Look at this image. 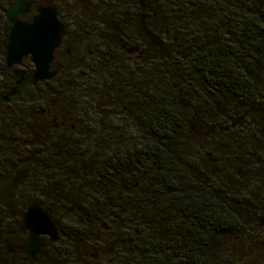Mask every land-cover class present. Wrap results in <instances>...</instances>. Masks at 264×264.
Listing matches in <instances>:
<instances>
[{"label": "trees", "instance_id": "1", "mask_svg": "<svg viewBox=\"0 0 264 264\" xmlns=\"http://www.w3.org/2000/svg\"><path fill=\"white\" fill-rule=\"evenodd\" d=\"M87 1L91 29L108 51L100 59L109 78L138 86L146 118L132 124L138 139L132 146H122V138L134 134H115L113 161L112 139L103 138L106 147L97 154L106 151V159L92 160L98 182L83 187L69 205L95 212L101 208L99 197L113 193L115 215L107 220L105 235L116 251L106 264H236L240 256L231 245L255 233L256 216L264 208V194L254 189H264V0H180L176 53L159 65L147 64L145 72L113 57L133 35L140 0ZM220 5L228 12L246 6L243 20L257 25L248 36L258 41L225 42L222 28H208V21L214 24L219 16L207 17V9ZM219 108L243 120L222 131L214 127L222 120L207 118ZM124 125L119 132L125 133ZM211 165L218 170L216 185L206 187L190 176L209 177ZM220 173H226L224 181ZM242 184L243 196L234 190ZM76 218L79 227L99 230L98 220Z\"/></svg>", "mask_w": 264, "mask_h": 264}, {"label": "flooded vegetation", "instance_id": "2", "mask_svg": "<svg viewBox=\"0 0 264 264\" xmlns=\"http://www.w3.org/2000/svg\"><path fill=\"white\" fill-rule=\"evenodd\" d=\"M25 1L33 4L28 11L17 15V20L32 24L39 15L38 7H54L59 21L66 26L68 36L55 51L51 71L57 70L58 74L54 78L36 86L27 84L19 94V101L3 100L6 94L17 87L15 73L32 76L36 67L30 56L24 58L20 66L8 67L7 46L13 29L8 13L16 6V0H0V183L13 177L21 165L27 164L30 169L28 182L19 187L18 196L13 198L17 215L10 216L7 208L0 204V264H52L48 259L52 254H55L53 256L57 258L58 264L110 263L116 250L105 235L108 227L102 221L115 215L112 192L99 197L101 208L98 211L90 213L74 208L69 212L78 218L98 220L97 227L101 231L100 235L94 236L93 247L91 244L81 247L70 257L62 245L59 228L60 239L57 243L48 236H42L43 252L37 253L35 257L27 255L25 251L29 244V232L20 230L22 217L32 206H38L51 219L63 211V215H66V207L62 206L68 202L66 189H79L73 193L80 195V189L89 188L98 182L93 179V176H97L92 162L95 151L77 146L78 141L96 137L114 138L118 133L128 136L131 130L122 127L126 131L121 133L119 131L122 129L114 128L113 124L132 125L144 121L146 106L136 97L137 85L114 84L109 78L106 62L100 59L108 51L100 45V37L91 29L93 16L87 0ZM179 1L140 0L141 12L133 35L119 44V51L113 57L116 55L129 65H138L142 72H145L147 64L159 65L172 60L176 53L173 38L177 31ZM77 2L81 3L80 13L76 9ZM245 7L229 12L222 5L219 8L209 7L207 17L214 15L219 16V19L214 24L208 21L207 27L222 28L227 33L222 39L225 42L258 41L257 36H248L257 25L253 20H243ZM247 13H250L248 9ZM67 14L71 19L69 22ZM143 23L165 49H174L170 59L158 55L162 51L160 47L147 43L142 30ZM25 61L29 63L28 67ZM136 69L133 68V74ZM217 111V115L207 116L213 123L222 120V125L215 123L214 127L223 131L229 127L235 128L240 123L228 117L225 109L219 108ZM217 173V168L211 165L209 177L196 176L193 172H190V176L210 187ZM239 261L242 262L241 257Z\"/></svg>", "mask_w": 264, "mask_h": 264}, {"label": "water", "instance_id": "3", "mask_svg": "<svg viewBox=\"0 0 264 264\" xmlns=\"http://www.w3.org/2000/svg\"><path fill=\"white\" fill-rule=\"evenodd\" d=\"M32 4L33 2L16 0V6L8 13L10 22L13 24L7 46L6 61L8 67L20 66L23 59L29 56L36 67L32 76H27L22 72L15 73L17 87L3 97V100L8 102L19 101V94L27 84L36 86L38 83L50 80L58 74L57 70L51 71L54 54L62 41L68 36L66 26L59 21L54 7H38L39 15L32 24L22 23L17 20L16 16L28 11ZM76 9L80 13V2L76 3ZM142 30L148 44L161 48L162 51L158 52V55L161 57L166 56L170 59L174 49H165L160 40L146 28L144 23ZM148 58L146 57V59ZM242 119L240 118L239 121ZM29 174V166L24 164L19 167L13 177L7 178L0 183V204L7 208L12 217L17 215L13 198L18 196L19 187L28 182ZM212 174H215L214 167ZM20 230L29 232V244L25 253L31 257L43 252L42 236L50 237L54 243H57L60 239L57 225L38 206H32L23 215ZM7 245L9 246V244ZM53 255L55 254L48 256L50 263L58 264L57 258Z\"/></svg>", "mask_w": 264, "mask_h": 264}, {"label": "rangeland", "instance_id": "4", "mask_svg": "<svg viewBox=\"0 0 264 264\" xmlns=\"http://www.w3.org/2000/svg\"><path fill=\"white\" fill-rule=\"evenodd\" d=\"M41 1V0H39ZM68 2H71V0H68ZM86 3H88V1H86ZM88 5V4H87ZM66 19L69 22L71 19L69 17V15H66ZM25 66L28 67L29 63H27V61L24 62ZM106 79V78H105ZM219 113H221L219 111ZM217 114L215 113H210V115H208L209 117H213ZM243 120V119H242ZM241 120V121H242ZM240 121V122H241ZM131 126V127H130ZM133 125L131 124H125L123 127H126L128 130H131L130 135H128V137H130L132 134H134V138L132 139H127V138H122V142L124 147H127L126 145H130L132 146V142L135 144L136 141L138 140L136 137V129H131ZM114 128L117 127H121V124L116 122L113 124ZM135 127V126H134ZM115 138V137H114ZM114 138H111V146H112V150L109 151V158L112 159V161L115 159V149L113 148L114 143L116 142ZM136 138V139H135ZM105 142L106 139L103 138H92V139H82L79 140L77 143V146L85 149H93L95 152L93 153L92 159L93 160H105L106 159V151L103 152V154L99 155L98 150H101L103 148H105ZM127 149V148H126ZM104 150V149H103ZM95 154V155H94ZM118 154H121L120 152H118ZM117 154V155H118ZM122 155H118V157L121 158ZM91 158V157H90ZM116 158V159H117ZM227 175L231 176L233 179H235V174H233V172L231 170L226 171ZM226 173H220V177H218V179L220 180H225V174ZM216 180H213V183ZM212 183V184H213ZM215 184V183H214ZM263 184V183H262ZM216 185V184H215ZM264 185V184H263ZM242 189L237 188L234 189L235 191L238 192L239 195H242L241 193L243 192L244 194V188H243V184L241 185ZM260 187V188H259ZM256 186V192L259 194H264V189H262V186ZM71 189V191H70ZM67 197L69 198V201L72 200H77L75 197L76 195H74L73 192H78L79 189L76 188H67ZM82 189H80L81 191ZM252 187L248 188V191L252 192ZM242 191V192H241ZM247 191V192H248ZM241 192V193H240ZM242 195V196H243ZM63 203L62 206L65 208L66 207V215H63L65 212L63 211L62 214L60 215H55L53 216L52 220L54 221V223L57 225V227L60 229L61 232V236H62V245L65 246V249L67 251V255L70 257V255L72 253H74L75 251H77L79 248H83L86 245H90L93 247L95 241H94V236L100 235L101 231L100 230H94V231H87L84 227H79L76 224V221L78 220L75 216L71 215L69 212L74 210V206H70V203ZM45 207V205H44ZM49 208V206H46ZM263 210H260L259 214L256 216V222H257V226L255 227V233L251 232V233H246L243 234L241 236H239L238 240L235 241L234 243H232L231 247L233 249H235L236 251H238V256H240L242 258V262L235 260L234 263L236 264H264V208H262ZM103 224H107V220L102 222ZM71 234H76L78 235L77 237L75 236V238H71L70 235ZM90 234V235H89ZM75 254V253H74ZM236 257V256H235ZM238 258V257H236Z\"/></svg>", "mask_w": 264, "mask_h": 264}]
</instances>
